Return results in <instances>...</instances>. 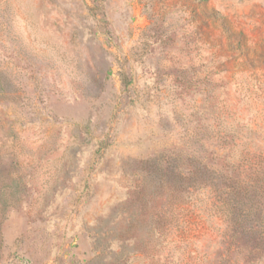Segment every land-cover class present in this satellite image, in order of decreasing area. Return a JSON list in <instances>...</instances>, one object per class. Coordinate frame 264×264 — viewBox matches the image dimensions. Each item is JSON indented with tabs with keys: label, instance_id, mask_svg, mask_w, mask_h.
<instances>
[{
	"label": "rangeland",
	"instance_id": "1",
	"mask_svg": "<svg viewBox=\"0 0 264 264\" xmlns=\"http://www.w3.org/2000/svg\"><path fill=\"white\" fill-rule=\"evenodd\" d=\"M0 264H264V0H0Z\"/></svg>",
	"mask_w": 264,
	"mask_h": 264
},
{
	"label": "trees",
	"instance_id": "2",
	"mask_svg": "<svg viewBox=\"0 0 264 264\" xmlns=\"http://www.w3.org/2000/svg\"><path fill=\"white\" fill-rule=\"evenodd\" d=\"M229 140L225 138L223 143L230 144L233 142L232 139ZM220 158H222V169H224L220 175L222 184H251V174L249 172L251 156L243 155L239 159L233 160H227V155L220 156ZM196 169H202L205 173L211 171L208 164L204 162H200Z\"/></svg>",
	"mask_w": 264,
	"mask_h": 264
}]
</instances>
